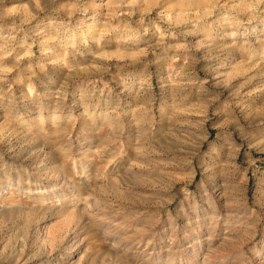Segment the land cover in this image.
<instances>
[{"label":"rangeland","instance_id":"obj_1","mask_svg":"<svg viewBox=\"0 0 264 264\" xmlns=\"http://www.w3.org/2000/svg\"><path fill=\"white\" fill-rule=\"evenodd\" d=\"M0 264H264V0H0Z\"/></svg>","mask_w":264,"mask_h":264}]
</instances>
